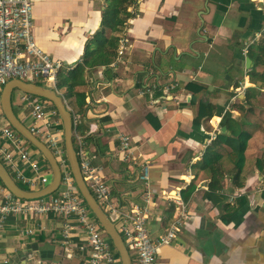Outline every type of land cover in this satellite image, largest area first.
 Segmentation results:
<instances>
[{
	"label": "crops",
	"instance_id": "1",
	"mask_svg": "<svg viewBox=\"0 0 264 264\" xmlns=\"http://www.w3.org/2000/svg\"><path fill=\"white\" fill-rule=\"evenodd\" d=\"M104 6L35 0L34 37L73 67L94 49ZM128 11L111 59L98 63L94 55L85 70L76 126L84 154L101 168L114 200L149 206L153 239L178 217L175 238L159 247L154 264H264V62L255 65L264 0H137ZM122 37L130 47L119 58ZM17 113L29 125L28 109ZM228 124L249 134L240 171ZM121 134L130 136L134 160L122 158ZM208 149L220 158L204 165ZM30 151L49 178L43 155L33 145ZM176 191L184 213L172 201ZM63 222L50 213L0 217V264H87L79 248L62 246Z\"/></svg>",
	"mask_w": 264,
	"mask_h": 264
},
{
	"label": "built area",
	"instance_id": "2",
	"mask_svg": "<svg viewBox=\"0 0 264 264\" xmlns=\"http://www.w3.org/2000/svg\"><path fill=\"white\" fill-rule=\"evenodd\" d=\"M34 2L35 0H0V90L7 81L17 78L53 89L62 96L56 87L57 74L60 69H71L72 66H65L61 60L52 58L37 43L33 34ZM130 11L134 12L133 9ZM129 47L126 37H122L117 49L118 57ZM247 48L244 50L247 51ZM20 101L30 115L31 121L26 126L32 134L46 143L56 158L61 170V182L51 194L24 199L13 195L0 180V191L4 193V201L0 203V217L10 213H50L62 217L64 249L69 251L72 247L79 248L87 255V264H120L119 255L111 240L76 188L65 154L63 129L57 110L48 100L27 93L21 94ZM68 108L73 119L76 140L74 147L85 183L121 235L131 259L130 264H154L159 247L175 238L180 223L178 217L174 218L164 233L153 239L147 227L149 206L137 203L124 205L113 199L101 168L92 165L84 154L81 138L76 133L78 116L71 107ZM31 146L0 112V160L8 166L7 170L13 179L27 189L47 185L50 172L30 151ZM119 151L123 159L134 160L129 135L119 136ZM21 166H26L30 174H25ZM140 179L148 183V167L144 164H141ZM172 201L175 208L184 213V203L178 191L174 193ZM74 237L78 240L75 241Z\"/></svg>",
	"mask_w": 264,
	"mask_h": 264
},
{
	"label": "water",
	"instance_id": "3",
	"mask_svg": "<svg viewBox=\"0 0 264 264\" xmlns=\"http://www.w3.org/2000/svg\"><path fill=\"white\" fill-rule=\"evenodd\" d=\"M14 90L46 99L55 107L62 122L65 154L70 171L74 178L76 188L99 225L111 240L114 248L119 255L120 264H130L131 259L121 235L119 234V232L115 228L114 223L109 219L101 205L97 202L83 179L79 165V159L74 147L72 114L64 98L55 90L42 86L35 82H25L17 78L7 81L0 90V107L4 117L17 132H19L43 155L52 172L51 181L46 186L38 190H27L21 187L13 179L5 165L0 160V180L2 181L3 185L13 195L19 198L31 199L55 192L61 182V170L53 153L41 139L30 132L25 123H23L15 113L11 102Z\"/></svg>",
	"mask_w": 264,
	"mask_h": 264
},
{
	"label": "trees",
	"instance_id": "4",
	"mask_svg": "<svg viewBox=\"0 0 264 264\" xmlns=\"http://www.w3.org/2000/svg\"><path fill=\"white\" fill-rule=\"evenodd\" d=\"M137 0H105V6L102 10V17L99 29L95 32L92 42L95 44L94 49L88 51L81 62L73 66L71 69H60L57 74L56 87L61 92L66 100V104L71 107L74 113L80 119V114L85 106L86 93L81 89L85 85V70L89 67L94 55H100L97 59L98 63L109 61L112 57V49L116 47L118 35L125 27L127 20L132 17V13L128 11V7L134 4ZM224 4H228L229 0H219ZM255 65L264 62V45L259 44L256 49ZM257 73L254 69L250 72V77L254 79ZM189 86V85H188ZM54 107V106H53ZM209 116L210 113H207ZM59 117V116H58ZM201 117L198 115L197 120ZM228 130L233 134V140L230 142L233 146L236 156L235 166L238 171L242 168L241 161L244 159V150L246 148L249 134L241 131L236 133L228 124ZM203 164L212 163V158L215 161L219 160V156L212 154L210 149L205 153ZM219 157V158H218ZM20 185V184H19ZM21 187L25 186L20 185ZM212 186V185H211ZM211 197V195H210ZM228 218V217H227ZM118 254V253H117Z\"/></svg>",
	"mask_w": 264,
	"mask_h": 264
},
{
	"label": "rangeland",
	"instance_id": "5",
	"mask_svg": "<svg viewBox=\"0 0 264 264\" xmlns=\"http://www.w3.org/2000/svg\"><path fill=\"white\" fill-rule=\"evenodd\" d=\"M16 92H18V90H14V92H13L12 105H13V107L15 109V112L17 113L19 108H21V109L23 108V103L20 101V96L21 95L20 96H15ZM17 114H18V117L23 119V117L21 115H19V113H17ZM49 179L51 180V176H49Z\"/></svg>",
	"mask_w": 264,
	"mask_h": 264
}]
</instances>
